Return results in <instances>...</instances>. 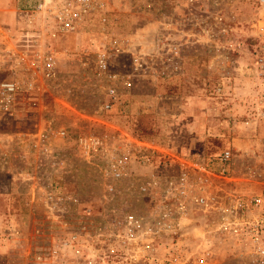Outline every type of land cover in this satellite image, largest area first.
I'll use <instances>...</instances> for the list:
<instances>
[{
    "label": "rangeland",
    "instance_id": "obj_1",
    "mask_svg": "<svg viewBox=\"0 0 264 264\" xmlns=\"http://www.w3.org/2000/svg\"><path fill=\"white\" fill-rule=\"evenodd\" d=\"M33 1L0 0V33L14 59L15 52L35 48L31 38L21 36L26 18L17 13ZM108 1L109 36L130 44V53L118 55L111 71L131 75L130 86L104 109L110 82L99 74L96 55L107 36L89 21L49 43L56 77L41 80L38 92L22 93L15 112L0 124V145L5 134L46 123L68 131L70 141L55 142L65 161L59 174H42L39 183L53 177L56 191L76 200L58 217L50 216L39 197L32 199L29 183L0 173V264H264L245 240L220 231L221 215L188 199L183 212L172 207L170 226L157 235L126 239L121 224L132 213L141 219L142 232L152 228L163 208L173 204L165 202L167 180L178 182L184 170L191 183L207 179L208 185L195 189L208 196L264 194V0H203L209 12L213 1L219 3L222 29L198 38L186 34L195 31L199 15H187L181 4L149 14L135 10L130 0ZM161 37L188 44L174 54L157 45ZM131 54L148 59L134 69ZM10 64L0 63V76L23 73ZM85 135L108 137L121 149H128V141L141 145L151 161L135 152L130 176L117 181L110 195L103 158L78 157L76 140ZM184 159L203 161L205 174L189 165L183 169ZM12 163L22 164L16 150ZM151 176L156 185L140 192ZM5 216L13 220L6 222Z\"/></svg>",
    "mask_w": 264,
    "mask_h": 264
},
{
    "label": "built area",
    "instance_id": "obj_2",
    "mask_svg": "<svg viewBox=\"0 0 264 264\" xmlns=\"http://www.w3.org/2000/svg\"><path fill=\"white\" fill-rule=\"evenodd\" d=\"M108 2V0H34L27 8L17 10L19 15L26 18V22L21 24L24 29L21 36L31 38L35 48L21 50L18 54L15 52L17 57L14 59L12 55H9L8 48L5 46V36L0 33V63L11 62L9 69L13 67L14 72H23V75L19 76H0V124L4 118L15 112L17 98L22 93L38 92L41 90V80H51L56 77L57 59L54 49L49 48V43L60 35L79 30L89 21L95 20L101 33L107 36L102 49L96 55V68L99 74L109 79L110 82L105 90L109 100L104 103V109H109L119 93L130 86L131 75L111 71L118 55L130 53V44L123 37L109 36L107 23L110 6ZM130 2L135 10L143 13L156 14L169 8L174 10L178 7L177 5L181 4L180 6L184 8L187 15L198 14L199 16L194 18L193 29L195 31L186 34L188 37L193 35L198 38L203 36L202 34L211 37L215 28L222 29L220 27L223 19L222 9L217 1L210 4V7L214 9L210 12L206 9L203 0H130ZM162 25L167 28L166 23ZM159 44L169 46L171 48L169 50L177 54V47L188 44V40L182 38L176 43L166 37H161L157 41V45ZM146 57L132 55L133 68L141 67L144 59H148ZM57 139L67 142L70 141L71 135L64 128L54 129L46 123L37 126L32 131L5 134L1 138L2 144L0 145V173H10L13 179L29 183L33 192L32 199H35V195L39 197L50 216L54 217H58L59 211H64V208H69L70 204L76 201L73 196L56 191L53 177H50L46 184L39 183L43 178L42 174L52 172L59 174V167L65 163L60 159L61 154L55 144ZM119 139L122 140L118 137ZM109 140L108 137L85 135L78 137L76 143L79 147L78 157L84 160L95 156L103 158L101 173L106 181L104 188L108 194L112 195L117 189L116 182L130 176V163L135 152L141 154L145 162L151 161L152 157L151 152L149 155L143 154L145 149L141 145L138 146L128 141L127 144L130 145L128 149H121L115 144H109ZM15 150L22 161L19 168L12 163V154ZM228 156L229 154L225 153L222 158L227 159ZM179 165L183 169L189 165L201 174H205V166L200 159L191 162L184 159L179 161ZM186 175L187 172L184 170L178 182L167 180L165 202L172 201L173 204H168L163 208L152 228L149 227L142 232L141 219L132 213L125 214L122 220L119 219L125 229V238L133 240L139 234L157 235L161 229L170 226L172 207L175 206V210L181 213L185 210L188 199L205 212L214 211L221 215L220 231L245 240L250 250H254L257 255L264 258V194L246 195L231 192L216 198L196 191L198 184L208 185L206 178L200 179V182L196 184L191 183ZM155 179L151 176L150 182L140 186V192L150 191L157 183ZM71 243L73 244V242L69 244ZM78 251L82 253V250ZM87 264L92 263L89 260Z\"/></svg>",
    "mask_w": 264,
    "mask_h": 264
},
{
    "label": "crops",
    "instance_id": "obj_3",
    "mask_svg": "<svg viewBox=\"0 0 264 264\" xmlns=\"http://www.w3.org/2000/svg\"><path fill=\"white\" fill-rule=\"evenodd\" d=\"M12 180H13V178H12ZM11 184H13V183H11ZM24 216H25V215H24ZM5 217H6V218H5V219H6V220H5L6 222H10V220H13V218H10V219H9V217H7V216H5ZM25 217H26V216H25ZM24 221L27 222V217H26V219H24Z\"/></svg>",
    "mask_w": 264,
    "mask_h": 264
}]
</instances>
